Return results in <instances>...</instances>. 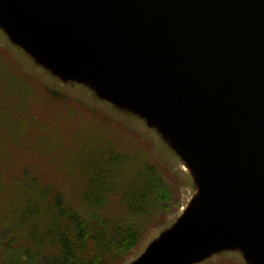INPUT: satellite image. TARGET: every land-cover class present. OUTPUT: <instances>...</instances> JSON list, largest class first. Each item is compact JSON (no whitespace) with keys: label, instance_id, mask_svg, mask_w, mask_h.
Segmentation results:
<instances>
[{"label":"water","instance_id":"1","mask_svg":"<svg viewBox=\"0 0 264 264\" xmlns=\"http://www.w3.org/2000/svg\"><path fill=\"white\" fill-rule=\"evenodd\" d=\"M35 63L146 120L196 195L133 264H264V0H0Z\"/></svg>","mask_w":264,"mask_h":264},{"label":"rangeland","instance_id":"2","mask_svg":"<svg viewBox=\"0 0 264 264\" xmlns=\"http://www.w3.org/2000/svg\"><path fill=\"white\" fill-rule=\"evenodd\" d=\"M103 154L122 156L119 189L106 197L103 215L128 218L123 188L146 164L157 168L169 191L161 208L139 216L135 247L111 262L133 264L188 209L196 195L194 170L144 118L81 82L51 74L0 27V263L4 247L21 231L14 230L18 177L37 178L76 213L89 212L84 195L92 164ZM241 248L228 246L195 264H249Z\"/></svg>","mask_w":264,"mask_h":264},{"label":"trees","instance_id":"3","mask_svg":"<svg viewBox=\"0 0 264 264\" xmlns=\"http://www.w3.org/2000/svg\"><path fill=\"white\" fill-rule=\"evenodd\" d=\"M106 155L92 164V182L84 195L89 212L76 213L61 200L63 195L53 197L37 178L26 174L18 177L14 212L18 222L14 230L21 231L20 235L14 233L12 243L4 247L5 260L0 264H111L135 247L142 226L139 216L161 208L169 191L157 168L146 164L123 188L128 197V218L117 220L103 215L104 201L119 189L116 182L122 177L118 159L122 156Z\"/></svg>","mask_w":264,"mask_h":264}]
</instances>
